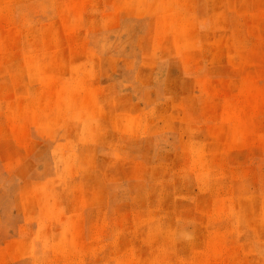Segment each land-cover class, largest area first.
Returning <instances> with one entry per match:
<instances>
[{
  "label": "rangeland",
  "instance_id": "374dc122",
  "mask_svg": "<svg viewBox=\"0 0 264 264\" xmlns=\"http://www.w3.org/2000/svg\"><path fill=\"white\" fill-rule=\"evenodd\" d=\"M0 264H264V0H0Z\"/></svg>",
  "mask_w": 264,
  "mask_h": 264
}]
</instances>
